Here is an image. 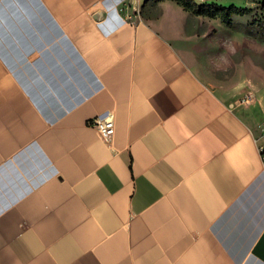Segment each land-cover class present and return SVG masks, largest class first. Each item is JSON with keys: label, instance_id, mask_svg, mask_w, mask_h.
<instances>
[{"label": "crops", "instance_id": "obj_1", "mask_svg": "<svg viewBox=\"0 0 264 264\" xmlns=\"http://www.w3.org/2000/svg\"><path fill=\"white\" fill-rule=\"evenodd\" d=\"M135 6L0 0V264H264V134L199 66L236 15Z\"/></svg>", "mask_w": 264, "mask_h": 264}, {"label": "rangeland", "instance_id": "obj_2", "mask_svg": "<svg viewBox=\"0 0 264 264\" xmlns=\"http://www.w3.org/2000/svg\"><path fill=\"white\" fill-rule=\"evenodd\" d=\"M159 0H135L136 9L148 5L153 13L157 12ZM197 3L216 2L224 6L233 3L249 7L251 11L234 18L236 30L226 28L230 36L218 37L219 48L203 53L199 66L205 74L209 85L228 98L235 106L250 107L256 111L260 130L264 123V13L260 9L261 0H193ZM178 7V6H177ZM164 24L179 19V9L169 4L163 5ZM144 12V11H142ZM181 18V17H180ZM232 18V17H231ZM210 20L189 12L187 29L196 27L202 32L215 27L220 18ZM162 22V21H161ZM238 30V31H237ZM251 92L253 100L244 102L245 95Z\"/></svg>", "mask_w": 264, "mask_h": 264}, {"label": "trees", "instance_id": "obj_3", "mask_svg": "<svg viewBox=\"0 0 264 264\" xmlns=\"http://www.w3.org/2000/svg\"><path fill=\"white\" fill-rule=\"evenodd\" d=\"M183 9L191 12L194 15L206 17H219L220 20L227 26H232V15H244L251 11L249 7L237 6L233 3L228 6L221 5L216 2H201L197 3L193 0H174ZM260 9L264 13V0L259 1Z\"/></svg>", "mask_w": 264, "mask_h": 264}, {"label": "built area", "instance_id": "obj_4", "mask_svg": "<svg viewBox=\"0 0 264 264\" xmlns=\"http://www.w3.org/2000/svg\"><path fill=\"white\" fill-rule=\"evenodd\" d=\"M253 98H254L253 94L251 92H248L245 95L243 101L249 102V101L253 100ZM90 124L97 129V131L99 132V134L103 138L108 137L113 132V128H114L113 127V120L110 117H106V118H102V119L99 117H96L95 119L90 121ZM260 132H261V134H264V123L261 126ZM258 151H259V154L261 156L263 166H264V147L259 145Z\"/></svg>", "mask_w": 264, "mask_h": 264}, {"label": "water", "instance_id": "obj_5", "mask_svg": "<svg viewBox=\"0 0 264 264\" xmlns=\"http://www.w3.org/2000/svg\"><path fill=\"white\" fill-rule=\"evenodd\" d=\"M100 15H101L100 12L96 13V14H95V18H96V19H99Z\"/></svg>", "mask_w": 264, "mask_h": 264}]
</instances>
